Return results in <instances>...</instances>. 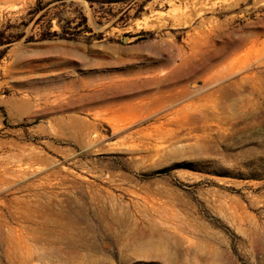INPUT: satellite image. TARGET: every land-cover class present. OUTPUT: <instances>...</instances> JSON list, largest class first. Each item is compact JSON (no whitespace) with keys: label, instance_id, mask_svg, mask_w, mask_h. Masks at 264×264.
I'll return each mask as SVG.
<instances>
[{"label":"rangeland","instance_id":"374dc122","mask_svg":"<svg viewBox=\"0 0 264 264\" xmlns=\"http://www.w3.org/2000/svg\"><path fill=\"white\" fill-rule=\"evenodd\" d=\"M5 29L0 264H264V0H0Z\"/></svg>","mask_w":264,"mask_h":264},{"label":"trees","instance_id":"16d2710c","mask_svg":"<svg viewBox=\"0 0 264 264\" xmlns=\"http://www.w3.org/2000/svg\"><path fill=\"white\" fill-rule=\"evenodd\" d=\"M45 8L44 7H41L40 6V2H39V6H37L36 8H35V10H34V13H39L40 11H42V10H44ZM45 14H43L41 17H43ZM85 18V17H84ZM86 19V18H85ZM6 29L5 30H1L0 31V47H2V46H5V45H8V44H10V43H12V42H14V41H16V40H18V39H20L21 38V36H19V37H17V38H15L14 40H13V38H10L9 36H6Z\"/></svg>","mask_w":264,"mask_h":264},{"label":"bare ground","instance_id":"6f19581e","mask_svg":"<svg viewBox=\"0 0 264 264\" xmlns=\"http://www.w3.org/2000/svg\"><path fill=\"white\" fill-rule=\"evenodd\" d=\"M60 233H61V231H60ZM63 234V233H62ZM74 234V233H73ZM77 237V236H76ZM82 237V236H81ZM68 239H70V237H68ZM86 241V240H85ZM63 242V241H62ZM87 242H88V240H87ZM59 245V244H58ZM65 245V244H64ZM53 246V245H52ZM66 246H68V245H66ZM58 247H60V246H58ZM71 249V248H70ZM63 250V249H62Z\"/></svg>","mask_w":264,"mask_h":264},{"label":"water","instance_id":"95a60500","mask_svg":"<svg viewBox=\"0 0 264 264\" xmlns=\"http://www.w3.org/2000/svg\"><path fill=\"white\" fill-rule=\"evenodd\" d=\"M129 39L128 38H125L124 41L127 42Z\"/></svg>","mask_w":264,"mask_h":264}]
</instances>
